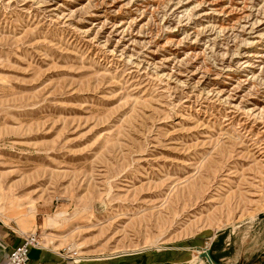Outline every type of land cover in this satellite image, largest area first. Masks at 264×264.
Here are the masks:
<instances>
[{
	"label": "rangeland",
	"instance_id": "obj_1",
	"mask_svg": "<svg viewBox=\"0 0 264 264\" xmlns=\"http://www.w3.org/2000/svg\"><path fill=\"white\" fill-rule=\"evenodd\" d=\"M0 205L70 264H264V0H0Z\"/></svg>",
	"mask_w": 264,
	"mask_h": 264
},
{
	"label": "crops",
	"instance_id": "obj_2",
	"mask_svg": "<svg viewBox=\"0 0 264 264\" xmlns=\"http://www.w3.org/2000/svg\"><path fill=\"white\" fill-rule=\"evenodd\" d=\"M15 219L16 216L13 218H0V264H10L8 261V255L11 249L22 242V236H24V234L30 233L32 230H35L36 221L34 223V226L28 229L27 227L31 223L27 222L26 225H24L23 223L18 224ZM55 244L59 243L50 244L52 245L51 248H48L49 246H43V248L41 249L31 248L29 250L30 258L28 264H70L66 262L64 257L71 259V255L67 254L68 251H66L65 254L58 252L61 247L58 248L60 246L58 245L55 248ZM136 253L138 252H135L134 254ZM74 254H77L76 251L74 252ZM167 262L168 261L162 263L166 264Z\"/></svg>",
	"mask_w": 264,
	"mask_h": 264
},
{
	"label": "built area",
	"instance_id": "obj_3",
	"mask_svg": "<svg viewBox=\"0 0 264 264\" xmlns=\"http://www.w3.org/2000/svg\"><path fill=\"white\" fill-rule=\"evenodd\" d=\"M31 248L41 249L40 242L38 241L36 233L30 232L22 236V242L14 246L9 255L8 261L10 264H28L29 250Z\"/></svg>",
	"mask_w": 264,
	"mask_h": 264
},
{
	"label": "bare ground",
	"instance_id": "obj_4",
	"mask_svg": "<svg viewBox=\"0 0 264 264\" xmlns=\"http://www.w3.org/2000/svg\"><path fill=\"white\" fill-rule=\"evenodd\" d=\"M1 210H2V207H1V205H0V218H1V216H4V215H2V213H1ZM55 220H60L61 218H63V215H62V212H59V213H57V214H55ZM20 233V232H19ZM33 233H35V232H33ZM21 234V233H20ZM38 241H39V239H38ZM153 247V246H152ZM151 247V248H152ZM155 247V246H154ZM56 248V247H55ZM205 248V247H204ZM204 248H202V247H191V248H188V250H190L191 251V253H192V258H191V260H190V264H205V262L207 261H205L204 259H206V258H201L200 257V254H202L204 251ZM140 250H143V248H140V249H131V250H125L124 252L126 253V251H127V253L128 252H137V251H140ZM116 251H118V250H116ZM115 252V251H114ZM117 253H119V252H117ZM123 253V252H122ZM121 254V253H120ZM114 255H116L115 253H113L112 252V254H109V255H105V256H103V257H105V258H107V257H112V256H114ZM102 256V255H101ZM81 257V256H80ZM81 258H83V257H81ZM84 258H86V257H84ZM72 259V261H74V262H76V260H74V258H71ZM88 260V259H87ZM205 261V262H204Z\"/></svg>",
	"mask_w": 264,
	"mask_h": 264
},
{
	"label": "water",
	"instance_id": "obj_5",
	"mask_svg": "<svg viewBox=\"0 0 264 264\" xmlns=\"http://www.w3.org/2000/svg\"><path fill=\"white\" fill-rule=\"evenodd\" d=\"M204 252L202 254H200L201 258H206L208 264H222L220 262H218L217 260H215L211 253H210V249L209 248H204L203 250ZM263 253H259L257 254L254 258H252L249 262L245 263V264H253Z\"/></svg>",
	"mask_w": 264,
	"mask_h": 264
},
{
	"label": "trees",
	"instance_id": "obj_6",
	"mask_svg": "<svg viewBox=\"0 0 264 264\" xmlns=\"http://www.w3.org/2000/svg\"><path fill=\"white\" fill-rule=\"evenodd\" d=\"M213 257V256H212ZM214 258V257H213ZM215 259V258H214ZM216 260V259H215Z\"/></svg>",
	"mask_w": 264,
	"mask_h": 264
}]
</instances>
